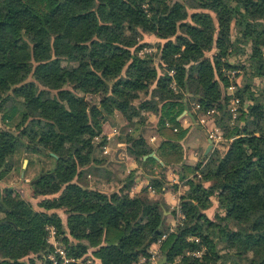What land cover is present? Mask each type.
<instances>
[{"label":"trees","instance_id":"trees-1","mask_svg":"<svg viewBox=\"0 0 264 264\" xmlns=\"http://www.w3.org/2000/svg\"><path fill=\"white\" fill-rule=\"evenodd\" d=\"M185 107L194 119L214 111L224 139L192 165ZM105 123H118L150 188L164 187L169 168L187 186L172 232L163 200L130 195L137 171L119 189L78 181L103 165L105 142L94 139ZM0 124V177L20 151L44 168L31 183L35 207L0 191L1 264H51L48 226L78 261L138 264L167 234L165 264H264V0H0Z\"/></svg>","mask_w":264,"mask_h":264},{"label":"crops","instance_id":"crops-1","mask_svg":"<svg viewBox=\"0 0 264 264\" xmlns=\"http://www.w3.org/2000/svg\"><path fill=\"white\" fill-rule=\"evenodd\" d=\"M188 114H190V116H188ZM180 119H181V123L184 126V128H187V127L190 128L188 132V136L184 140V143L182 144L184 153L186 154V157H184L183 159V163L186 162L192 165L197 161V157H198L197 149L204 150L206 154L207 148L209 146L207 130L209 129L208 125H211V122L209 121L206 126L200 125L199 124L200 118L194 119L191 116V113L188 112V110L186 111L184 116L181 115ZM155 121H156V117L151 116L150 122L155 123ZM115 126H118V123L115 124ZM197 126H200L204 132L197 129L196 128ZM112 128H114V126L110 124H107V123L103 124V132H109V130H111ZM201 138H203V140ZM149 143L152 144L154 148H156L159 143V140L155 137H151L149 139ZM108 149H109L108 156L105 157V156H102L101 154L100 159L103 162L102 166H106L107 169H110L114 172L112 174L113 178L111 177L110 180L107 181L103 177L96 175L93 177L95 179V182H93V184L94 183L95 184L92 186L102 191L119 189L121 185L120 182L124 180L125 177H127V175L130 172L137 171L136 172L137 176L134 179V184L131 188L130 195L132 196L137 195L143 189L149 190V193L146 197V201L152 202V201H157L159 199L163 200L164 204L169 209V212L167 213L168 223H171L170 227H175V225L181 219V216H180L181 214L178 213L180 197L187 190V186L183 182L179 181L177 173H176V169L169 168L166 172V182L164 184V187L160 191L153 190L152 188L150 189L149 180L144 176V172L139 169V165L134 160L130 159L127 156L125 143L117 141V138H115L109 143ZM211 150H213L212 147L210 151ZM102 166H99V168H101ZM99 168L91 167L87 170L89 171L92 170L94 174H97ZM138 173L140 175H138ZM171 212H175L176 214L175 221H172L174 217L170 216ZM150 249L152 251L158 250V246L154 244L150 247ZM162 261L163 259L158 264H161Z\"/></svg>","mask_w":264,"mask_h":264},{"label":"built area","instance_id":"built-area-1","mask_svg":"<svg viewBox=\"0 0 264 264\" xmlns=\"http://www.w3.org/2000/svg\"><path fill=\"white\" fill-rule=\"evenodd\" d=\"M152 49H149L147 52H151ZM238 72L237 71H230L229 75L231 77H234ZM234 86H230L228 88L229 94L232 95L230 101H229V106H228V111L232 117V120H234L237 117V105L239 103V100L235 97H233V92H234ZM193 107L195 109H198L199 106L197 104H193ZM214 114V111H207L206 115L203 117H198L199 119V124L206 126L208 122H211V115ZM209 129L207 130V137L208 140L211 142V146L213 150H218L222 151L223 146L222 143L224 142L223 135L219 129L215 127L213 123L211 125H208ZM120 129L118 126H114L109 132H103L100 136L96 137L94 139L95 142L99 141H104L105 146L102 148V156H108L109 149L108 145L109 143L117 138L119 136ZM199 177V174H197ZM151 189V188H150ZM178 213L179 212V206H178ZM181 216V219L178 221V224H180V221L183 220V216ZM175 225V226H176ZM174 227H170L169 231L172 232ZM46 232H47V243L50 246V252L47 254V259L51 264H98V262L94 259H88V260H75L73 258H69L65 252V250L59 245V242L56 237V231L52 226L46 227ZM167 234L162 235V237L155 243L156 246H158V250L152 251L149 249V257L148 258H142L140 259L138 264H158L163 258L162 252L160 250V246L162 242L166 239ZM202 255V252H195L191 254H186V256H193L195 258H200ZM182 257H177L175 259V264H182L181 263ZM1 264V262H0Z\"/></svg>","mask_w":264,"mask_h":264},{"label":"rangeland","instance_id":"rangeland-1","mask_svg":"<svg viewBox=\"0 0 264 264\" xmlns=\"http://www.w3.org/2000/svg\"><path fill=\"white\" fill-rule=\"evenodd\" d=\"M144 41L154 45V43H156L157 40L155 39V37L149 36V37H144ZM149 49H152V48L144 49L142 52L144 54L156 53V51L154 49H152L151 52H147ZM213 52L214 51L208 53L207 56L208 57L212 56ZM94 103L99 106V103H100V97L99 96L94 98ZM214 115H215V113L211 115V118ZM211 123H212V121H211ZM0 125H2V124H0ZM201 139L203 140V138H201ZM14 159L16 161L14 169L10 173L4 175L3 177H0V191L4 190L5 188H11L19 195V197L30 202L35 207V204H36L35 201L37 199L32 198L31 183H32V180L38 176L39 172H44V168L41 167L39 164H37L38 159L36 158V159H34L35 164L29 165V166L27 164L26 168L23 169V167H22L23 164H22V166H20L21 163L25 160L23 151L17 152L15 154ZM96 166H99V165H96ZM96 166H94V167H96ZM41 169H43V171H41ZM109 171L113 172L110 169H109ZM88 175H89V177H88ZM94 176H95V174L92 170L91 171L87 170L83 173L82 177L78 178V181L85 186L93 187L92 185L95 184V183L93 184V182H95V179L93 178ZM207 215L210 218H215V211L211 208L210 210L207 211ZM63 217H64V215H63ZM169 224H171V223H169Z\"/></svg>","mask_w":264,"mask_h":264},{"label":"water","instance_id":"water-1","mask_svg":"<svg viewBox=\"0 0 264 264\" xmlns=\"http://www.w3.org/2000/svg\"><path fill=\"white\" fill-rule=\"evenodd\" d=\"M188 110V108L187 107H185V111H184V113L182 114V116H184L185 115V113H186V111ZM188 116H190V114H188ZM197 129H199V130H201V131H203V129L200 127V126H197L196 127ZM204 132V131H203ZM208 143H209V146H208V148H207V151H206V154L210 151V149H211V142L210 141H208ZM27 160H24L23 161V169H25L26 168V166H27ZM41 171H43V169H41ZM166 262V260L165 259H163V261H162V263L161 264H164Z\"/></svg>","mask_w":264,"mask_h":264}]
</instances>
